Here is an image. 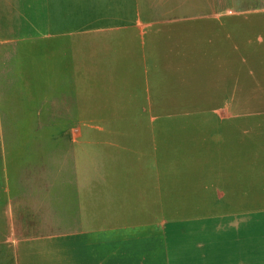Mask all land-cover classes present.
<instances>
[{"label":"crops","instance_id":"1","mask_svg":"<svg viewBox=\"0 0 264 264\" xmlns=\"http://www.w3.org/2000/svg\"><path fill=\"white\" fill-rule=\"evenodd\" d=\"M148 1L0 0V96L10 82L47 81L51 107L82 114V123L90 111L91 82L99 102L105 99L102 81L132 82L143 69L141 81L151 96L149 85L166 80L167 70L159 74L157 67L197 64L200 54L212 64V26L203 51L195 23L215 19L217 12L148 9ZM232 44L227 29L222 101L201 111L217 120L208 125L212 139L231 118L233 81H228L227 66ZM154 70L158 75L151 74ZM208 72L213 73L211 66ZM104 128L147 126L117 122ZM112 138L125 149L113 153L105 147L91 156L83 147L73 155L64 186L50 179L34 183L43 168L17 174L0 204V264H264V167L154 168L145 162L161 157L135 151L133 131L114 132ZM217 159L200 153L175 158ZM208 185L214 191L209 200L202 199L201 186ZM171 209L209 213L170 218Z\"/></svg>","mask_w":264,"mask_h":264},{"label":"rangeland","instance_id":"2","mask_svg":"<svg viewBox=\"0 0 264 264\" xmlns=\"http://www.w3.org/2000/svg\"><path fill=\"white\" fill-rule=\"evenodd\" d=\"M92 3L96 2H91L94 6ZM147 5L148 9L175 10L186 15L217 12V18L195 23L201 32L200 49L203 51L207 49L205 32L212 26L209 34L213 39L212 45L209 44L212 64H206L207 60L200 54L201 62L197 64L157 67L159 74L161 70H167L166 80L149 85L151 96L147 92L143 69L138 70L136 76L139 78L132 82L102 81L105 99L99 102L93 96L97 86L91 82L90 111L83 114L82 123V114L51 107L49 82L8 83L5 92L10 95L0 96V204L7 201L6 189L18 181L17 174L30 173L32 168H35L32 172H38L43 168L41 175L33 178L34 183H49L50 179L51 183L64 186L73 155L81 153L83 147L91 156L100 150L104 152L105 147L106 152L113 153L125 149L121 141L115 145L114 132L133 131L135 151L162 158L145 162L154 168L176 171L198 165L210 170L211 164L215 168L227 166L235 170L243 165L251 169L259 164L264 167V0H151ZM101 9L107 10L104 6ZM227 29L233 33L232 54L227 66L228 81L231 78L233 81V97L228 100L231 118L221 133H212V139L208 125L217 120L201 111L222 101L220 87L225 77ZM210 66L211 74L208 72ZM215 86L217 91L213 90ZM15 108L21 111L14 112ZM117 122L146 124L147 128H104ZM104 137L106 143L100 145ZM195 153L218 159L214 162L175 160L179 156L193 157ZM45 171L46 178L42 176ZM49 171L52 172L50 178ZM189 180H185L186 184ZM213 191L209 185L207 189L201 186L200 196L209 200ZM179 212L185 214L179 215ZM208 213L209 209H171L168 216L177 218Z\"/></svg>","mask_w":264,"mask_h":264}]
</instances>
